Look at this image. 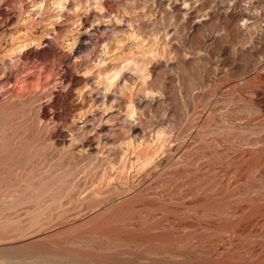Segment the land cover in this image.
I'll return each mask as SVG.
<instances>
[{
    "label": "rangeland",
    "instance_id": "rangeland-1",
    "mask_svg": "<svg viewBox=\"0 0 264 264\" xmlns=\"http://www.w3.org/2000/svg\"><path fill=\"white\" fill-rule=\"evenodd\" d=\"M0 264H264V0H0Z\"/></svg>",
    "mask_w": 264,
    "mask_h": 264
}]
</instances>
